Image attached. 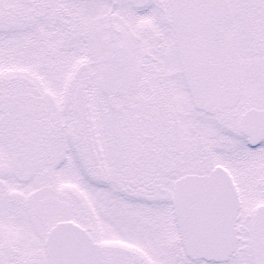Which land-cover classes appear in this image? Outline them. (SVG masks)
I'll use <instances>...</instances> for the list:
<instances>
[{
  "label": "snow or ice",
  "instance_id": "obj_1",
  "mask_svg": "<svg viewBox=\"0 0 264 264\" xmlns=\"http://www.w3.org/2000/svg\"><path fill=\"white\" fill-rule=\"evenodd\" d=\"M0 264H264V0H0Z\"/></svg>",
  "mask_w": 264,
  "mask_h": 264
}]
</instances>
